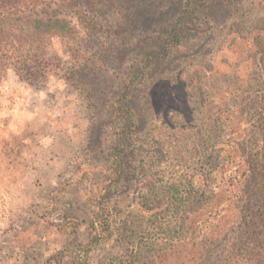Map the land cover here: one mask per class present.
I'll list each match as a JSON object with an SVG mask.
<instances>
[{"label":"rangeland","instance_id":"obj_1","mask_svg":"<svg viewBox=\"0 0 264 264\" xmlns=\"http://www.w3.org/2000/svg\"><path fill=\"white\" fill-rule=\"evenodd\" d=\"M185 2L74 0L72 10L37 8L40 14L63 19L67 34L55 26L43 45L29 41L32 49L26 48L41 53L35 64L46 65V74L38 73L40 82L30 86L8 70L1 74L0 97L14 95L21 86L16 94L24 106L41 119L46 113L48 132L53 122L58 135L46 147L53 162L34 185L14 189L0 182V264H70L79 250L87 264H128L131 249L136 243L146 245L155 224L164 220L170 221L164 227L171 231L179 228L169 187L181 194L190 184L210 186L216 193L222 176L245 165L233 146L249 144L250 149L260 128L252 103L264 96V0H215L194 14L183 12ZM31 56L21 58L33 63ZM75 70L81 77L70 84ZM1 120L6 123L7 116ZM29 120L31 130L40 132L38 117ZM78 125L85 135L60 139L63 130L81 134ZM90 125L95 128L88 144ZM118 138L122 149L134 154L126 155L122 178L115 182L111 151ZM226 150L230 157L225 163ZM83 165L97 168L91 174L103 182L99 188L112 179L115 227L128 222L120 239L115 229L89 252L84 247L90 228L81 221L89 219L91 209L84 183L50 200L56 182ZM1 178L7 180V171L0 170ZM51 202L52 209H68L69 217H77L76 228L74 220H63L59 230L43 219L52 215L47 211ZM131 223L141 227L132 233ZM144 249L140 263L158 264L150 256L155 244Z\"/></svg>","mask_w":264,"mask_h":264},{"label":"trees","instance_id":"obj_2","mask_svg":"<svg viewBox=\"0 0 264 264\" xmlns=\"http://www.w3.org/2000/svg\"><path fill=\"white\" fill-rule=\"evenodd\" d=\"M214 1L186 0L183 12L194 14L200 7L210 5ZM40 6L72 10L71 8L75 4L74 0H0V80L2 73L13 70L19 78L29 81L28 85L32 86V82H40L39 74H46L48 68L46 65L35 64L36 58L41 57V53L39 56L32 54L29 47L26 48V46H31L32 49V44H26L32 41L38 43L36 47L43 45L45 36H53L50 34L53 32H51V27L59 26L58 30L61 29L62 32H65L66 29H64L65 21L63 19L40 14L41 11L37 9ZM46 11L50 12L51 10L46 9ZM28 55H32L29 60H32L33 63H28L26 59L21 58L22 56L28 57ZM33 57L34 59H32ZM10 60H13L14 63ZM37 66L40 68L34 69ZM75 77L77 80L81 77L78 70L73 72L67 82L72 84V78ZM18 88L16 93L21 89V86ZM16 93L7 95L8 98L0 97V112H5L9 108L14 112L25 108L26 102L24 103L23 98ZM252 106L257 111L260 128L251 140L250 149L248 148L249 144L246 145V148L236 147L228 140L236 151L241 152L240 158L245 162V165H242L241 169L240 167L236 169L235 174H230L227 177L222 176V186L216 193L210 186L195 188L193 184H190L188 190L186 189L181 194L178 193V189L169 187L168 190L172 191L173 195L170 203L175 213L178 214L175 225H178L179 228L171 231L164 227L166 224L164 220L163 223L155 224L146 245L145 242L143 244L136 243L131 249L128 254V264H141L144 248L150 247V244L152 246L155 244V250L150 256H154L158 264H203L208 262L264 264V96H257ZM125 112L131 114L129 108H126ZM94 128V125L87 128V131L89 130L87 133L88 144L92 143ZM78 131H84L82 125H78ZM61 134L68 136L69 131L63 130ZM123 146L124 143L120 138L112 146L111 154L114 158L112 162L114 176L112 178L115 179V182L122 178V166L126 155L134 154L133 151L126 153L122 149ZM225 152L227 155H223L222 160H225L226 163L230 155L228 150ZM94 169L97 170L95 167L89 168L80 176V178L82 177L80 181L84 183L85 194H90L91 201L89 219L81 220L88 221L90 228L88 246L84 247L86 252L111 237L115 229H118V239H120L123 228L128 224L125 221L122 227H115L116 220L111 213L114 204L110 202L112 200V179H108V187L104 185L99 188L103 182L93 180L91 173ZM217 172L221 173L223 169ZM211 173L213 170L209 172V174ZM206 178L209 179L210 176ZM101 190H104L103 193H100ZM52 206L50 205L47 209V211H53L52 215L49 218L44 215V220L51 222L59 230L62 227L59 225L60 222L65 220L66 223H69L74 220V228H76L80 222L77 217H69L68 209L56 211L52 209ZM169 224L170 221L166 225ZM134 226L135 228H133ZM138 227L140 228L141 225L132 224V233H135ZM203 228L205 231L201 232ZM72 235L75 242L77 236L75 233ZM151 238L155 240L150 242ZM160 239L161 241H158ZM79 247L82 245L79 244ZM66 249L67 247H64L63 250ZM81 251L83 250H79L70 264H87L86 258L83 257L84 253ZM54 257L52 256L50 259L53 260ZM65 264L69 263L66 261Z\"/></svg>","mask_w":264,"mask_h":264},{"label":"crops","instance_id":"obj_3","mask_svg":"<svg viewBox=\"0 0 264 264\" xmlns=\"http://www.w3.org/2000/svg\"><path fill=\"white\" fill-rule=\"evenodd\" d=\"M3 116H7L6 123L1 120ZM32 117H38V123L40 124L37 125L40 127V132L31 130V120L25 121L26 118L30 119ZM42 117L43 121L40 122L42 120L41 114L26 106L24 109H18L15 112L10 108L5 112H0V170L7 171L8 176L7 180L1 178L0 182H6L5 188H27L34 185L36 180L41 179L39 176L46 173L49 162H53L54 156H48L46 147L54 143L52 140L58 134L54 133L56 128L53 122H50L52 131L48 132L49 116L44 113ZM43 129H46V131L43 132ZM83 134L85 135L84 132H81V134L71 133L69 136L60 134L62 135L60 139L77 140ZM26 147H31V151L26 150ZM7 153H9V159L5 160V154ZM15 157H17V160H15ZM88 169V165L76 167L66 179L57 181L58 189L50 196V200L54 201L56 196L70 192L74 185L81 180L82 173ZM3 197L6 200L10 199L5 195ZM50 205H53V203L51 202Z\"/></svg>","mask_w":264,"mask_h":264}]
</instances>
